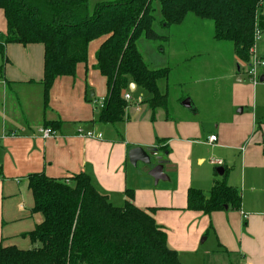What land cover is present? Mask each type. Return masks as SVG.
Returning <instances> with one entry per match:
<instances>
[{"label": "crops", "instance_id": "1", "mask_svg": "<svg viewBox=\"0 0 264 264\" xmlns=\"http://www.w3.org/2000/svg\"><path fill=\"white\" fill-rule=\"evenodd\" d=\"M0 21L4 31L1 9ZM104 39L89 42L87 60L76 65L73 76L55 78L46 110L43 45H5V59L0 55V244L28 248L30 241L22 234L42 221L40 213L32 212L28 175L63 178L85 172L115 206L123 205L124 192L131 189L133 204L152 209L149 213L182 264H206L211 252L229 257L230 264H264V80L253 84L244 77V63L231 47L235 69L229 68L216 87L217 93L226 89L224 100L204 85L198 89L201 102L190 95L169 99L167 75L157 82L159 92L166 95L164 107L152 110L145 101L149 96L135 85L133 91L122 92L130 95L123 120L104 123L98 120V102L107 94L106 80L95 66V52ZM164 66L160 62L148 67ZM260 76L264 77L263 71ZM186 99L189 106L182 104ZM17 100L24 120L11 126L17 135L10 136L4 127L9 126L6 118L14 117ZM45 121L59 122L52 128L54 136L37 134ZM79 131L99 133L101 138H88ZM210 135L216 136L212 143ZM133 147L166 153L167 179L154 182L142 163L131 165L128 151ZM217 167H222V175ZM223 177L240 193L239 210L205 214L186 208L190 187L208 194ZM209 237L216 247L202 251Z\"/></svg>", "mask_w": 264, "mask_h": 264}, {"label": "trees", "instance_id": "2", "mask_svg": "<svg viewBox=\"0 0 264 264\" xmlns=\"http://www.w3.org/2000/svg\"><path fill=\"white\" fill-rule=\"evenodd\" d=\"M153 0H0L5 30L0 33V55L6 44H42L43 105L58 76H73L87 60L89 42L105 37L95 52L96 68L105 77L107 94L98 120L122 121L129 101L122 96L129 84L149 94L150 108L164 107L166 95L157 87L167 68L150 69L137 40L168 39L152 28ZM163 27L179 24L187 13L213 23L214 38L229 41L235 57L250 62L255 28L264 32V0H157ZM2 68V67H1ZM0 68V70H1ZM53 121L44 126L54 128ZM166 149V148H165ZM33 197L32 212L42 221L23 233L30 246L0 244V264H182L166 243V233L149 213L133 204L126 189L123 205L115 206L99 192L85 172L63 178L43 173L27 176ZM239 191L224 177L208 194L190 187L186 208L205 214L239 210Z\"/></svg>", "mask_w": 264, "mask_h": 264}, {"label": "rangeland", "instance_id": "3", "mask_svg": "<svg viewBox=\"0 0 264 264\" xmlns=\"http://www.w3.org/2000/svg\"><path fill=\"white\" fill-rule=\"evenodd\" d=\"M152 8V28L158 34L166 35L168 39L166 41L148 40L140 36L138 47L141 49L143 58L150 68H153L156 63L162 62V64H165L163 68L168 69L166 83L169 86V99H172L176 94L178 96L190 95L194 102H201L198 89L204 85L208 89H211L209 91L213 96L216 98L219 96L220 100H224L223 92L226 89L219 90L217 93L216 87L224 82L222 77L228 73L227 70L229 68L235 69L232 59L231 42L216 40L214 38L212 21L199 18L193 13H188L179 25L175 24L168 28L163 27L160 23L161 14L157 0L152 1ZM1 32L3 30H0ZM253 47L255 54L262 61V64L257 65L255 69L256 73L261 75V71L264 72V32L261 33V38L254 42ZM189 54L194 55L188 57ZM139 90L136 91L134 97L139 95ZM144 93L149 96L147 92L144 91ZM23 120L24 118L17 100L14 117L6 118V123L9 126L4 127V133L16 131V127L11 126H17L16 124L21 123ZM215 247L214 240L209 237L207 241L202 243L201 250L208 249L213 251ZM230 262L229 257L224 254L214 255L211 252L206 256V264H230Z\"/></svg>", "mask_w": 264, "mask_h": 264}, {"label": "water", "instance_id": "4", "mask_svg": "<svg viewBox=\"0 0 264 264\" xmlns=\"http://www.w3.org/2000/svg\"><path fill=\"white\" fill-rule=\"evenodd\" d=\"M264 77L259 78V81H263ZM135 87L134 83L129 84V91H133ZM184 106H189V101L186 99L182 103ZM164 154H160L156 149L147 148L143 149L142 147H133L128 151V160L131 165L136 166L137 162H140L147 168V173L153 177L154 182L158 180L167 179L166 174L163 172L164 165L168 163L164 159ZM216 172L218 175H222V167H217Z\"/></svg>", "mask_w": 264, "mask_h": 264}, {"label": "built area", "instance_id": "5", "mask_svg": "<svg viewBox=\"0 0 264 264\" xmlns=\"http://www.w3.org/2000/svg\"><path fill=\"white\" fill-rule=\"evenodd\" d=\"M253 38H254V42L259 40L261 38V31L259 28H255L254 29V33H253ZM254 46V45H253ZM251 52V57H250V62L245 70L246 76L248 77L249 81L253 84H256L259 81V75L258 73H256L255 69L256 66L259 64H262L261 59L255 54L254 51V47H252L250 49ZM123 98L125 100H129L130 99V95L128 92L123 93ZM104 104V99L98 102L99 108L103 107ZM37 134L42 137V138H48V137H52L55 134V131L49 127V126H44V127H40L37 129ZM79 134L88 138H101V134H94L91 131H87V132H81L79 131ZM7 135L10 136H16L17 133L16 131H10L9 133H7ZM216 140V136L215 135H210L208 137V143H212ZM245 216V215H244Z\"/></svg>", "mask_w": 264, "mask_h": 264}]
</instances>
